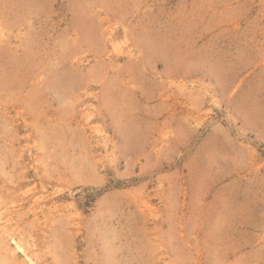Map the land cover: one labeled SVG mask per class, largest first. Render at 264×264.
<instances>
[{
	"label": "rangeland",
	"instance_id": "1",
	"mask_svg": "<svg viewBox=\"0 0 264 264\" xmlns=\"http://www.w3.org/2000/svg\"><path fill=\"white\" fill-rule=\"evenodd\" d=\"M5 36L0 212L37 263L264 264V0H0Z\"/></svg>",
	"mask_w": 264,
	"mask_h": 264
},
{
	"label": "bare ground",
	"instance_id": "2",
	"mask_svg": "<svg viewBox=\"0 0 264 264\" xmlns=\"http://www.w3.org/2000/svg\"><path fill=\"white\" fill-rule=\"evenodd\" d=\"M9 7V6H8ZM5 15V14H4ZM112 22V21H111ZM113 25V24H112ZM106 28H108V27H106ZM112 29V28H111ZM101 30V29H100ZM105 30V29H104ZM108 30V29H107ZM106 30V31H107ZM104 34V33H103ZM106 35V34H105ZM112 35V34H111ZM113 36V35H112ZM5 37H7V41H6V43H5V46L4 47H0V52H1V55H3V56H6V58L8 59V60H11L12 59V56L14 55H10V47L8 46L9 45V38H10V36H5ZM102 38V37H101ZM113 38V37H112ZM111 39V38H110ZM109 39V40H110ZM103 40V39H102ZM106 40V39H105ZM2 40H0V42H1ZM11 41V40H10ZM108 41V40H107ZM112 41V40H111ZM133 41V40H132ZM72 43V42H71ZM110 43H112V42H110ZM113 45V44H112ZM120 47V46H119ZM16 48V47H15ZM123 48V47H122ZM117 49V48H116ZM129 49V48H128ZM127 49V50H128ZM13 51V50H12ZM107 51V50H106ZM134 53V52H133ZM5 54V55H4ZM18 54V53H17ZM106 54V53H105ZM126 54V53H125ZM101 55V54H100ZM2 56V57H3ZM14 57V56H13ZM99 57V56H98ZM136 57V56H135ZM5 58V59H6ZM133 58V57H132ZM6 59V60H7ZM140 59V58H139ZM16 60V59H15ZM73 60V59H72ZM79 60V59H78ZM128 60H130L129 58H128ZM74 61V60H73ZM139 61V60H138ZM75 62H76V60H75ZM133 62V61H132ZM72 63V62H71ZM74 63V62H73ZM72 63V64H73ZM140 63V62H139ZM75 64V63H74ZM95 64V63H94ZM70 67V66H69ZM99 67V66H98ZM133 67V66H132ZM7 69V68H6ZM79 69V68H78ZM94 69V68H93ZM96 69V68H95ZM95 69H94V71H95ZM88 70V69H87ZM92 70V69H91ZM102 71V70H101ZM128 71V70H127ZM38 72V71H37ZM91 72V71H90ZM113 73V72H112ZM4 74V73H3ZM26 74V73H25ZM93 74V73H92ZM90 75V74H89ZM111 75V74H110ZM40 76V75H39ZM76 76V75H75ZM81 76V75H80ZM96 76V75H95ZM99 77V76H98ZM111 77H112V75H111ZM32 78H34V77H32ZM79 78V77H78ZM94 78V77H93ZM113 78V77H112ZM216 78V77H215ZM114 79V78H113ZM6 80V79H5ZM39 80V79H38ZM1 82V81H0ZM2 82H5V81H2ZM107 82V81H106ZM6 83V82H5ZM8 83V82H7ZM1 84V83H0ZM4 84V83H3ZM189 84V83H188ZM133 86V85H132ZM86 90V89H85ZM73 91V90H72ZM198 92V91H197ZM88 94V93H87ZM197 97V96H196ZM194 98V97H193ZM195 101V100H194ZM68 103V102H67ZM211 103V102H210ZM201 106V105H200ZM91 107V106H90ZM89 113V112H88ZM88 113H86V114H88ZM87 127V126H86ZM40 130V129H39ZM97 131V130H96ZM81 134V133H80ZM101 134V133H100ZM43 135H44V133H43ZM53 139V138H52ZM45 148V147H44ZM27 150H29V149H27ZM33 156V155H32ZM43 163V162H42ZM39 165V164H38ZM1 166V165H0ZM2 171V170H1ZM3 174V172L1 173V175ZM33 179V178H32ZM17 182V181H16ZM15 186V185H14ZM1 188V187H0ZM20 193V192H19ZM42 194V193H41ZM40 194V195H41ZM55 194V193H54ZM24 195V194H23ZM42 196V195H41ZM40 196V197H41ZM36 198H38V197H36ZM43 198V197H42ZM39 200V199H38ZM33 201H35V200H33ZM138 201V200H137ZM42 202V201H41ZM139 202V201H138ZM36 203H38L37 201H36ZM53 204V203H52ZM15 206V205H14ZM145 206H147V207H149V205L145 202ZM1 207V206H0ZM36 207H37V205H36ZM1 209V208H0ZM2 209H4V208H2ZM6 209H8V208H6ZM41 209V208H40ZM144 209H145V207H144ZM59 210H61L60 208H59ZM8 211V210H7ZM56 211V210H55ZM149 211H153V210H148V212ZM32 212V211H31ZM69 212H70V210H69ZM74 212V211H73ZM36 213V212H35ZM46 213V212H45ZM6 214H8V213H6ZM75 214V213H74ZM17 215V214H16ZM18 216H20V215H18ZM46 216V215H45ZM4 219H3V216H2V214H1V212H0V264H39V263H37L36 262V258H34L35 256H34V254H32V253H29V251L27 250V248H25V245H24V243H23V240L20 238V237H17V236H15V230H16V227L14 226V224H12V222L10 223V221L12 220V218H10V217H8L7 218V216H5L4 215ZM48 218H49V216H47ZM22 218V217H21ZM20 218V219H21ZM43 219V218H42ZM62 219V218H61ZM14 220V219H13ZM16 220V219H15ZM18 220V219H17ZM39 221V220H38ZM17 222V224H18V222H19V220L18 221H16ZM59 222V221H58ZM51 223H53L52 221H51ZM71 225V224H70ZM73 225V224H72ZM21 232H23V234H24V231H21ZM28 232V231H27ZM20 233V232H19ZM21 234V233H20ZM30 234V233H29ZM7 235H9L10 236V241L13 243V245H14V247H10L9 248V243H8V241L9 240H7ZM17 235H19V234H17ZM31 238V237H30ZM31 240V239H30ZM25 242V241H24ZM31 242V241H30ZM28 245H26V247H27ZM30 247V246H29ZM35 247V246H34ZM45 247V246H44ZM112 247V246H111ZM111 247H108L107 248V252H106V256H105V259H104V263L106 262V264H112L111 263V256H112V252H111ZM159 247V246H158ZM40 250V249H39ZM148 251V250H147ZM14 252H21L22 253V255H23V260H21V262H18V260L15 258L16 256H14ZM43 252V251H42ZM56 253V252H55ZM18 257V256H17ZM45 258V257H44Z\"/></svg>",
	"mask_w": 264,
	"mask_h": 264
}]
</instances>
